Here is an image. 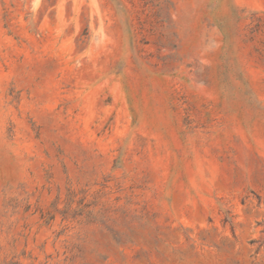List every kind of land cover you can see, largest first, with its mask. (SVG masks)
I'll return each instance as SVG.
<instances>
[{"label": "rangeland", "instance_id": "374dc122", "mask_svg": "<svg viewBox=\"0 0 264 264\" xmlns=\"http://www.w3.org/2000/svg\"><path fill=\"white\" fill-rule=\"evenodd\" d=\"M0 264H264V0H0Z\"/></svg>", "mask_w": 264, "mask_h": 264}]
</instances>
